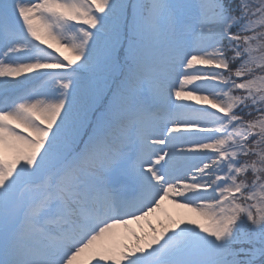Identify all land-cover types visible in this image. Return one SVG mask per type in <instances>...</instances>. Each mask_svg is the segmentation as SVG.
Returning a JSON list of instances; mask_svg holds the SVG:
<instances>
[{
    "label": "snow or ice",
    "instance_id": "6c2138e0",
    "mask_svg": "<svg viewBox=\"0 0 264 264\" xmlns=\"http://www.w3.org/2000/svg\"><path fill=\"white\" fill-rule=\"evenodd\" d=\"M0 264H264V0H0Z\"/></svg>",
    "mask_w": 264,
    "mask_h": 264
},
{
    "label": "rangeland",
    "instance_id": "374dc122",
    "mask_svg": "<svg viewBox=\"0 0 264 264\" xmlns=\"http://www.w3.org/2000/svg\"><path fill=\"white\" fill-rule=\"evenodd\" d=\"M168 207H169V210H170V211H172L173 213H175L176 210L173 209L171 205H168ZM160 219H164V220L166 221V217H164L162 214L160 215ZM166 222H167V221H166Z\"/></svg>",
    "mask_w": 264,
    "mask_h": 264
}]
</instances>
